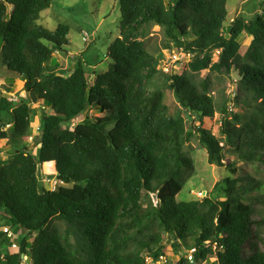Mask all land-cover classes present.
<instances>
[{
	"label": "trees",
	"instance_id": "obj_1",
	"mask_svg": "<svg viewBox=\"0 0 264 264\" xmlns=\"http://www.w3.org/2000/svg\"><path fill=\"white\" fill-rule=\"evenodd\" d=\"M50 1L0 0V67L15 73L29 96L18 103L0 94V139L1 128L12 125V138L27 142L7 151L0 167V223L18 233L19 248L11 253L12 243L0 233V264H21L22 256L33 264H147L164 257L165 247L176 264H191L184 239L193 243L195 264H264V239L252 229L264 221L252 220V207L243 201L262 181L236 190L239 179H233L238 162L264 163V13L248 21L237 16L225 37L231 0H117L119 36L106 53L113 64L93 72L90 83L80 58L64 74L45 68L69 44L67 26L49 31L37 24ZM149 27L163 32L162 50L192 53L181 72L172 67L164 73L161 51L147 50ZM243 31L250 41L240 54ZM187 72L204 76L196 84ZM212 73L235 75L238 113L229 100L214 105L207 95ZM161 77L167 85L155 84ZM167 94L174 103L164 101ZM39 100L49 113L30 108ZM177 103L200 122L218 113L220 139L204 129L187 130L183 117L170 110ZM87 108L102 113L87 123L92 131L71 128ZM111 124L121 140L117 147L105 133ZM193 139L220 182L210 198L177 202L195 172L193 159L182 152ZM38 169L65 187L46 191ZM150 194L156 204L148 210Z\"/></svg>",
	"mask_w": 264,
	"mask_h": 264
},
{
	"label": "rangeland",
	"instance_id": "obj_2",
	"mask_svg": "<svg viewBox=\"0 0 264 264\" xmlns=\"http://www.w3.org/2000/svg\"><path fill=\"white\" fill-rule=\"evenodd\" d=\"M10 8H7V14H9ZM227 17L226 24L223 27L224 36H228V31L233 24V20L237 16H241L244 19L252 20L259 13H264V0H231L226 5ZM119 22L120 13L117 0H51L50 6L40 14V19L37 21L38 25L43 26L49 31H54L59 25L67 26L69 29L68 41L69 44L65 47L63 52H54L52 58L48 64H45V68L48 72L55 74H64L68 71L70 64L77 59H82L84 63V69L88 74L90 83H93L96 75L95 73L106 72L110 65L113 64L112 60L107 59L108 46L119 36ZM85 37V39H84ZM87 41V42H85ZM250 37L243 31L237 42L239 44V53L243 54L249 44ZM147 50L150 53H156L161 51L163 55V72L168 73V70L172 67H177L178 72L182 71L183 65L174 64L171 61L170 50H162L164 46V36L160 29H152L149 27L147 36L143 39ZM186 44V39H185ZM217 55V52L215 53ZM174 64V65H173ZM7 73L0 67V94L6 97H12L15 102L21 103L26 101L29 96L22 89V83L19 77L14 74L11 78L7 77ZM193 75V81L198 84L204 76V72ZM211 86L207 93L213 100L214 105L220 104L224 99L229 100V108L234 114L238 113L237 103H234V97L241 96V93L234 92L236 90L235 75H225L223 73H212ZM156 85H167L168 79L165 77L155 80ZM235 89V90H234ZM171 90L167 91L169 93ZM234 92V93H233ZM240 94V95H239ZM164 101L173 102V98L170 94H167ZM170 105L172 112L179 113L184 121L187 130L193 131L194 127L197 129H204L215 138L220 139V116L215 113L213 118L202 120L196 118V115L192 114L189 109L185 110L177 103L178 109L173 108ZM31 109H43L49 113L50 108L46 107L44 103L39 100L37 104H30ZM102 115L101 111L87 108L85 112L80 113L75 120L71 122L70 127L76 129L82 127L85 130L92 131V127L87 123L94 124L95 119ZM32 123L34 120L31 121ZM35 122H39L37 116ZM31 129V135L35 132V125ZM2 133L5 135V140L0 139V167L4 165V158L7 151L22 149L26 146L27 142L21 139H13L11 131L1 128ZM105 133L108 136L110 142L117 147L120 143L118 132L116 131V125L111 124L106 126ZM123 138V136H122ZM182 152L191 157L194 161V175L187 182L181 193L176 196V201H194L206 194L211 196V192L215 189L216 183L220 182V177L217 172V168L207 163L206 152L201 148L197 139H193L187 144ZM225 159L232 161L234 156L223 153ZM225 161V160H224ZM236 174L233 179H239V183L236 186V190L240 185L247 181H262V187L258 191L250 192L246 195L243 194V201L245 204H249L252 207L253 213L251 215L252 220L264 221V163H240L236 164ZM225 169V167H224ZM40 170V169H38ZM41 172L37 174L38 181L40 179ZM226 175V172H225ZM41 184V182L39 181ZM221 199V196L219 197ZM223 198V197H222ZM146 206L148 210L156 204V199L152 194L145 197ZM1 226L9 227L6 222L0 223ZM256 228L260 232V237L264 239V224L254 225L252 229ZM6 240L10 241L12 245L17 246V233L12 232ZM184 245L193 247V243L189 239H184L182 242ZM252 242H247L244 246L245 256L249 254ZM258 247H261L259 241ZM184 248V247H183ZM11 253L17 252L9 247ZM163 252L165 264H176L177 258L173 255L170 247H165ZM187 253V252H186ZM210 259L211 256H210ZM209 258L205 260L208 263Z\"/></svg>",
	"mask_w": 264,
	"mask_h": 264
},
{
	"label": "built area",
	"instance_id": "obj_3",
	"mask_svg": "<svg viewBox=\"0 0 264 264\" xmlns=\"http://www.w3.org/2000/svg\"><path fill=\"white\" fill-rule=\"evenodd\" d=\"M85 39V37H84ZM180 41L185 43V38L181 37ZM170 56H171V61L174 64H179V65H184V63H187L191 58H192V53L190 51H184V50H180L178 52H173L170 51ZM173 64V65H174ZM169 71V70H168ZM5 130H12V126L11 125H5L4 127ZM39 181L41 182V186H43V188L46 191L49 192H55L59 187H65V184L56 176H47V175H40V179ZM13 231L6 227V226H0V233L2 235H10ZM11 248H13L14 250H17V252L19 251L18 245H11ZM185 255L187 258H189L190 263L191 264H195L192 256L194 253V248L191 247L189 250L184 249ZM15 252V253H17ZM21 264H33L32 261L30 259H28L27 257L22 256L21 258ZM147 264H165V260L163 257L158 258V260L153 261V260H147Z\"/></svg>",
	"mask_w": 264,
	"mask_h": 264
},
{
	"label": "crops",
	"instance_id": "obj_4",
	"mask_svg": "<svg viewBox=\"0 0 264 264\" xmlns=\"http://www.w3.org/2000/svg\"><path fill=\"white\" fill-rule=\"evenodd\" d=\"M14 74H15V73L8 72V73H7V77L11 78V75H14ZM42 102H43V101H42ZM43 103H44V102H43ZM39 171L41 172V174H43L41 170H38V171H37V174H38Z\"/></svg>",
	"mask_w": 264,
	"mask_h": 264
},
{
	"label": "clouds",
	"instance_id": "obj_5",
	"mask_svg": "<svg viewBox=\"0 0 264 264\" xmlns=\"http://www.w3.org/2000/svg\"><path fill=\"white\" fill-rule=\"evenodd\" d=\"M262 13H259V15L258 16H260ZM85 42H87V41H85ZM12 126V125H11ZM43 175V174H42ZM0 226H1V224H0ZM12 230V229H11ZM13 231V230H12ZM15 232V231H14ZM17 233V232H16ZM17 236H18V233H17Z\"/></svg>",
	"mask_w": 264,
	"mask_h": 264
},
{
	"label": "bare ground",
	"instance_id": "obj_6",
	"mask_svg": "<svg viewBox=\"0 0 264 264\" xmlns=\"http://www.w3.org/2000/svg\"><path fill=\"white\" fill-rule=\"evenodd\" d=\"M176 109H178L176 106H175Z\"/></svg>",
	"mask_w": 264,
	"mask_h": 264
}]
</instances>
